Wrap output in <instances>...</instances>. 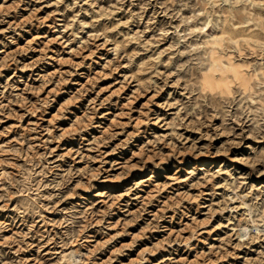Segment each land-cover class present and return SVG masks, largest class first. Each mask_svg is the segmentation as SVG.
Returning a JSON list of instances; mask_svg holds the SVG:
<instances>
[{
	"label": "rangeland",
	"instance_id": "obj_1",
	"mask_svg": "<svg viewBox=\"0 0 264 264\" xmlns=\"http://www.w3.org/2000/svg\"><path fill=\"white\" fill-rule=\"evenodd\" d=\"M0 264H264V0H0Z\"/></svg>",
	"mask_w": 264,
	"mask_h": 264
}]
</instances>
